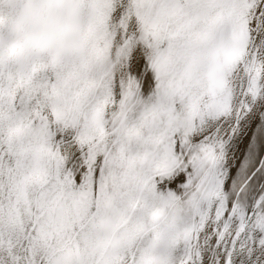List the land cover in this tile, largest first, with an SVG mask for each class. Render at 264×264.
<instances>
[{"label":"snow or ice","instance_id":"6c2138e0","mask_svg":"<svg viewBox=\"0 0 264 264\" xmlns=\"http://www.w3.org/2000/svg\"><path fill=\"white\" fill-rule=\"evenodd\" d=\"M0 264H264V0H0Z\"/></svg>","mask_w":264,"mask_h":264}]
</instances>
